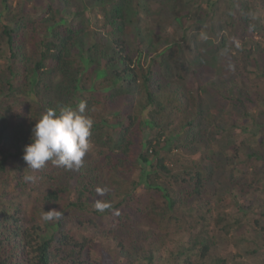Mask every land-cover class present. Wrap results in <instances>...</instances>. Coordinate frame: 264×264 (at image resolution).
Instances as JSON below:
<instances>
[{
	"label": "trees",
	"instance_id": "obj_1",
	"mask_svg": "<svg viewBox=\"0 0 264 264\" xmlns=\"http://www.w3.org/2000/svg\"><path fill=\"white\" fill-rule=\"evenodd\" d=\"M0 60V264H228L227 209L264 193V0H0ZM81 100L82 166L27 168L36 119Z\"/></svg>",
	"mask_w": 264,
	"mask_h": 264
},
{
	"label": "clouds",
	"instance_id": "obj_2",
	"mask_svg": "<svg viewBox=\"0 0 264 264\" xmlns=\"http://www.w3.org/2000/svg\"><path fill=\"white\" fill-rule=\"evenodd\" d=\"M87 102L81 100L76 108L61 105L48 108L41 113L32 129L31 143L24 148L23 160L27 168L36 171L44 168L47 162L66 170H78L84 157L91 148L92 118L86 114ZM26 182H35L34 175H25ZM107 204L97 203V208L103 211ZM58 210L46 211L45 221L58 219Z\"/></svg>",
	"mask_w": 264,
	"mask_h": 264
},
{
	"label": "rangeland",
	"instance_id": "obj_3",
	"mask_svg": "<svg viewBox=\"0 0 264 264\" xmlns=\"http://www.w3.org/2000/svg\"><path fill=\"white\" fill-rule=\"evenodd\" d=\"M157 7L158 4L152 3L151 9L153 11H155ZM166 33L170 34V31H167ZM1 66L3 67L2 60H0V67ZM228 118L229 117H224L223 119L227 120ZM240 135L241 132L238 131L237 128L233 127L229 130L228 137L234 138V136L239 137ZM230 150L234 151L232 148ZM239 156L243 159L247 158V154L245 152ZM235 166L237 167L239 165L235 164ZM248 168L249 170L251 169L249 165ZM228 175L231 176L229 172ZM8 183L9 182H5L4 184L7 192L13 196H19L16 191H12L15 182L13 183V181L11 180L9 183V187L7 188ZM244 194L245 193H241L242 198L240 199V205L243 207L241 211L238 212V210L227 209V212L232 213V215L236 218H240L238 229V232L240 230V233L233 232L228 239H224L223 244L219 247V250L216 251L215 255L226 258L228 264H264V236H258V230L260 228L259 225L256 224V222H258L264 226V193L258 192L252 193L250 195ZM21 201L25 206L27 215L31 216L32 213L36 212L33 209V200L22 198ZM44 214L45 213L43 212H38L40 220L42 221L44 220ZM252 242L263 246L257 252L252 253ZM109 247L110 246L106 244L105 248L108 249Z\"/></svg>",
	"mask_w": 264,
	"mask_h": 264
}]
</instances>
